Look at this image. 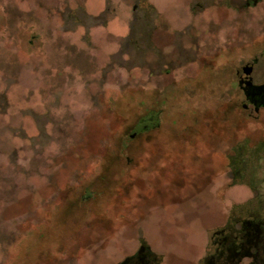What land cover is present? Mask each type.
Returning a JSON list of instances; mask_svg holds the SVG:
<instances>
[{"label":"rangeland","instance_id":"obj_1","mask_svg":"<svg viewBox=\"0 0 264 264\" xmlns=\"http://www.w3.org/2000/svg\"><path fill=\"white\" fill-rule=\"evenodd\" d=\"M262 39L264 0H0V264H118L142 249L158 264H217L235 235L249 253L237 264H264V161L243 163L251 152L235 141L219 152L232 154L219 177L182 160L184 148L181 164L164 158L196 136L195 116L237 98L220 92L240 64L219 81L204 72L203 94H188L200 58ZM127 99L123 119L114 106ZM151 112L161 137L180 132L161 158L148 156L152 142L138 146L155 137L137 131ZM108 157L124 180L92 182L79 198L89 207L65 224L58 207ZM248 223L261 228L257 245Z\"/></svg>","mask_w":264,"mask_h":264},{"label":"flooded vegetation","instance_id":"obj_2","mask_svg":"<svg viewBox=\"0 0 264 264\" xmlns=\"http://www.w3.org/2000/svg\"><path fill=\"white\" fill-rule=\"evenodd\" d=\"M241 53L248 54L250 56L249 59L242 61V59L238 58ZM222 58L225 59L222 60ZM200 59L202 65L200 72L196 73L194 76H188V82H195L193 85L190 84L191 86H188V94L195 93L196 91L198 94H203L202 90L199 88L200 84L198 83L202 80L201 76L204 72L209 78L219 81L226 73L225 71L228 70V65L231 64L233 66L240 64L235 72V85L233 88L227 92L220 90V93H237V98H230L227 103L223 101L218 107L200 112L195 118L197 122L203 121V123L191 132L193 136L194 134L196 136L194 138L192 137L193 139L190 138V142L187 143L186 147H182L180 141L172 142L173 140H171L173 138L175 141V138L180 132L174 131L172 137L162 136L164 137L162 140L161 134L164 135L160 132L163 130L162 123L160 121L155 122L154 120V124L147 123L150 119V114H152L151 112L149 116L143 117L140 121L141 123H139L137 131L143 132L142 134L155 132L152 134L155 135V137L151 140L149 137L139 139L138 146L149 145V143L152 142L151 145L155 146L157 154L153 153L148 156H152V158H161L162 156L164 157V155L160 154L161 144H170L169 142H172L173 144L170 145H173L175 153L166 155V157H164L166 161L181 164L182 160L191 162L194 158H200L202 161L206 162L205 166L203 165L204 171L210 174L209 176L211 178L219 177L224 173L226 168L225 160L231 162V153L229 155L225 154V156L219 154L221 151L223 153L226 152L224 151L226 143L230 144V142L235 141L237 147H245L248 152H251L242 155L243 159L241 161L243 163L249 158H254L256 161H264V39H262V41H256L252 45H248L236 52H227L226 54V52L221 50L216 57H201ZM247 71H250L249 75ZM214 81L215 80H210L212 84ZM158 93H151V95L154 96L155 94V98ZM142 102L145 101L142 100ZM154 102L157 104L158 101L156 100ZM231 102L233 104H231ZM159 113L161 114L162 111L158 110L155 114ZM224 114L226 115L224 116ZM200 116L201 119L199 120ZM205 116H207V119L205 118L204 120ZM252 142H255V147H251ZM181 148H184L183 152H185V159L182 160L177 157L179 154L176 153L177 150ZM241 161L238 162L240 163ZM142 166L143 164L140 163L138 166L139 171H141ZM128 189H130V186H128ZM118 192L128 193L127 188L124 191L123 188L115 191V193ZM125 202L127 203V201H123V199L118 201L120 205H124ZM248 224H252V226L246 235V244H248V246L257 245L261 237V228L254 223ZM220 236L225 243L230 241V236L226 235L223 230L220 232ZM240 238H243V236H231L234 246L228 248L227 253L222 252L216 257L218 260L217 264H237L240 257L249 255L248 249L244 247ZM149 252L150 251L142 249L136 256L127 257L118 264H158L157 258Z\"/></svg>","mask_w":264,"mask_h":264},{"label":"trees","instance_id":"obj_3","mask_svg":"<svg viewBox=\"0 0 264 264\" xmlns=\"http://www.w3.org/2000/svg\"><path fill=\"white\" fill-rule=\"evenodd\" d=\"M130 103H131V106H134V103L131 100H129V99H127L126 102L120 101L119 103L115 104L114 107H118L119 108V110H118L119 111V113H118L119 117H121L123 119L126 118L125 114L122 112V107L125 106V109H126V107H128L127 105H129ZM129 109H131V108H128L127 110H129ZM132 110H130V111H132ZM140 115L141 114H139L137 116H140ZM127 129H124L125 131H123V133H121L118 137H116L115 143L113 144L115 149H117L122 144L121 142H122V139H123V135H125V132H126ZM149 152L152 153L153 150L150 149ZM107 160L108 161L110 160L109 165H107V166L104 165L103 166V163L105 161H107ZM105 161H103L102 165L96 171V173L93 176L92 180L83 182L80 185V187H78L75 191L70 193V195H68L66 197V199L63 201L64 203L61 204V206L58 207V210L55 213L57 214L58 218L60 220H62L65 224L68 225V224L72 223L73 221H75L76 217L80 214V212L82 210H85V208L89 207L90 201L85 202V204L82 206L81 204H79L80 203L79 202V200H80L79 198L83 194L84 190H86L87 188H90V186H92V182L102 183V179H106V180L110 179V180H112L111 184H114L116 182L120 183L121 180L122 181L124 180V178L121 176V173H119L120 171H118L117 161L113 157H108V158H106ZM99 219H100V221L103 222V224H101L102 228H105V230H108L110 225H109V223L105 222V221H107L108 218H106L104 216H99ZM42 251H44V250H42Z\"/></svg>","mask_w":264,"mask_h":264},{"label":"water","instance_id":"obj_4","mask_svg":"<svg viewBox=\"0 0 264 264\" xmlns=\"http://www.w3.org/2000/svg\"><path fill=\"white\" fill-rule=\"evenodd\" d=\"M250 71H247V74L249 75Z\"/></svg>","mask_w":264,"mask_h":264}]
</instances>
